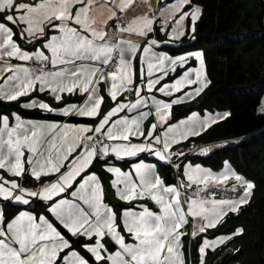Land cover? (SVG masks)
<instances>
[{
  "label": "snow or ice",
  "instance_id": "obj_1",
  "mask_svg": "<svg viewBox=\"0 0 264 264\" xmlns=\"http://www.w3.org/2000/svg\"><path fill=\"white\" fill-rule=\"evenodd\" d=\"M133 3L134 0H103L99 4L97 0H0V100L12 102L38 92L60 102L65 93L73 95L78 91L86 95L82 103L53 106L37 95L22 102L21 107L70 118H97L104 101L99 85L104 82L114 105L95 125L25 119L17 112L11 113L14 119L10 121L9 114L0 113V198L14 207L17 203L27 206L8 216L0 206V264H57L58 260L60 264H90L58 225L72 237L95 238L90 243L81 242L95 264H185L182 237L186 233L181 229L189 216L193 223L191 236L195 238L214 228L228 211L238 212L241 205L248 203L254 183L227 160L219 172L189 161L183 165L187 183L181 179L177 185L166 184L156 165L144 159H138L127 170L105 162V170L114 174L111 184L120 200L150 199L159 211L140 204L139 211L121 208L118 212L105 203L103 182L95 171H88L97 158L112 155L124 160L148 153L172 163L173 157L185 156V150H173L174 145L199 136L230 115L227 111L208 112L201 117L193 111L169 123L173 106L199 95L210 81L201 51L172 55L157 49L185 35L186 17H191L194 32L201 9L193 5L184 10L191 0H175L159 9L163 17L160 31L169 37L161 41L149 37L156 31L151 4L147 8L153 15L142 12L129 18ZM111 20H115L112 25ZM46 25L52 29L50 34L45 32ZM38 37L43 39L32 51L19 42L23 39L33 44ZM192 58L199 61V67L185 68ZM124 92L134 93L135 99L118 101ZM125 110L136 114L121 115ZM153 111L155 120L145 132L144 121ZM259 111L264 113V104ZM196 149L193 144L192 150ZM211 149L210 145L198 148L205 154ZM5 173L16 178L9 179ZM49 176L54 178L48 180ZM42 179L45 182L41 184ZM229 180L234 181V198L216 199L214 191L208 194L210 185H227ZM25 181H35L39 187H29ZM73 185L72 199L61 197ZM193 185L197 190L189 194L186 190ZM57 197L60 198L54 200ZM33 200L37 201L34 206ZM40 202H51L48 211L56 223L38 211ZM242 232L243 228L238 227L233 235ZM125 233L133 242L126 240ZM105 237L113 241L115 251L104 244ZM228 239V235L212 240L204 235L198 246L199 264H204L206 249H214ZM65 249L68 251L61 257Z\"/></svg>",
  "mask_w": 264,
  "mask_h": 264
},
{
  "label": "trees",
  "instance_id": "obj_2",
  "mask_svg": "<svg viewBox=\"0 0 264 264\" xmlns=\"http://www.w3.org/2000/svg\"><path fill=\"white\" fill-rule=\"evenodd\" d=\"M191 2L201 6L202 16L195 24L196 40L190 46H210L205 53L210 83L197 102L176 105L173 116L177 119L204 107L230 109L229 119L219 123L200 145L227 139L234 140L233 143L197 157L214 167L221 165L222 158H230L240 172L255 181L250 203L224 223H229L233 230L243 228L238 237L239 247L225 263L264 264V113L259 111L264 95V0H258L254 11H249L240 0ZM180 71L177 69V73ZM3 108L0 113L19 107L3 105ZM19 111L30 119L55 118L36 111ZM58 118L74 123L93 121L83 117ZM165 167L168 181H172V168L170 165ZM21 207L8 203L4 207L5 215L15 213ZM58 227L66 237L72 238L70 233ZM84 254L91 260L88 253Z\"/></svg>",
  "mask_w": 264,
  "mask_h": 264
},
{
  "label": "rangeland",
  "instance_id": "obj_3",
  "mask_svg": "<svg viewBox=\"0 0 264 264\" xmlns=\"http://www.w3.org/2000/svg\"><path fill=\"white\" fill-rule=\"evenodd\" d=\"M240 1H242L245 4V7L249 11H254L256 9L257 3H258V0H240ZM174 2H175V0H146V2H145V0H134V3H133L132 6H134L136 4L137 5L138 4L139 5L141 4L140 14L142 12H147L148 15H150V16L153 15V12L152 11H148L147 4H151L152 9L155 12L154 28L156 29V31H154L152 33H149V37L155 36L158 40H161V41H167L169 39V37L166 35L165 32L160 31V24H161V21L163 20V17L159 14V9L164 8L165 5L171 4V3H174ZM193 5H196V4H194V3L191 2L190 5H186L185 6L184 10H186V11L187 10H190V8ZM197 6H199V5H197ZM199 7L201 9V12H200V15H199L198 19L196 20V22H198L200 20L201 16H202V8H201V6H199ZM196 22H195V24H196ZM114 23H115V20L109 21V24L110 25H112ZM185 24H186V31H185V35L183 37H181L179 40H173L170 43H164V44L160 45V47L157 50H159V51H167V52H169L172 55L182 54L184 52L201 51L203 53V58H204V65H205L206 77H207V80H209V78H208V72H207V63H206L205 53H206V50H209L210 49V46H208V45H206V46L205 45L204 46H197V47L190 46V44H193V42L196 40L195 33L193 31H191V26L192 25H191V17L190 16L189 17H186ZM171 26H172V23L169 22V25H168V30L169 31L171 29ZM46 29H47V26L45 27V31H47ZM14 31H16L15 28H14ZM146 42H147L146 40L143 41V43H146ZM189 66L199 67V61H197L195 58H192L191 60H189L188 65H185V68L186 67H189ZM137 75L138 76H136V82L139 83V79H140V77H139V54L137 56ZM166 79H170V78H166ZM206 88L199 95L195 96L194 98L188 99V100H186L183 103H180L178 105H181V104H186V105L188 104V105H190L192 103L197 102L201 98V96L203 95V93L205 92ZM128 94L130 96H128ZM155 94H157L158 96H160V98H166V97H163L159 93H155ZM175 95H179V93H177ZM121 96L123 97L121 99V101H126L128 99H131V100L132 99H135L134 93L133 94H130L128 92H124V93L121 94ZM103 103L106 106V100H105V98H104ZM262 104H264V95H263V98H262ZM175 106L176 105H174L173 108ZM193 111L199 113V115L201 117L205 116L208 112H211V113L215 114L217 112L223 113V112L227 111L231 115L230 109H228V108L218 109V108H215V107H213V108L204 107L202 109L192 110V111L186 113L185 115H182L181 117H179L177 119H174V116H172V118L169 120V123H175V122H177L180 119H184L187 116L191 115V113ZM135 114L136 113L134 112V115ZM230 115L227 116L226 118L222 119V120L217 121L215 124L211 125L206 131H204L203 133H201L199 136L189 137L187 140L182 141L180 144L173 146V150H175L177 148H183V149H185V156L184 157H178V159H174V157H173V162L166 164V165H170L171 168H172L171 169L172 170V181H168V174H167V170H166L165 165H161L160 163H158L159 162V159L157 160V162H155V165L157 167V171H158L159 175L164 179V181H165L166 184H177V185H179V181L181 179H184L185 183H187L186 178H184V176H183V165L185 163L189 162V161L192 164H194V165L195 164H200L203 167L211 168L214 172H219V171H221L223 169V162L225 160H227V161H229V163L232 165V167L238 173L242 174L243 176H245L246 179H248V180H250V181H252L254 183V188L252 190V195H253L254 189H255V186H256L255 181L252 180L251 178L247 177L243 172H240V170L233 164V162L231 161L230 158H227V157L226 158H222L221 159V165L219 167H214L212 163H210L208 161H204L202 158L197 157V156L203 155V154H200L201 152H199V150H198V148L201 146L200 143L203 140H205V137H207L208 135H210V134H212L214 132V129L216 128V126L219 123L228 120L229 117H230ZM154 120H155V114H154V111H153V115L149 116L144 121L143 127L145 129V132H147L149 126L154 122ZM93 125H95V124H93ZM233 141L234 140L227 139V140H223V141L216 142V143L215 142H212V143H209V144H210V146H212V149H218V148H220L222 146H225V145H227L229 143H233ZM193 144H195L196 146L198 145L196 150H192L191 149V147L193 146ZM204 145H206V144H204ZM141 154H143V153H141ZM145 154L148 155V156H150V157L153 156V155L148 154V153H145ZM110 156L108 158H110ZM108 158L100 159L103 163L97 164V166L100 167L101 169H103V171L106 172L107 175H111L112 176L113 174L112 173H108L105 170V162L108 163V164H111V165L119 166L123 170H125V167L120 166V164L114 163V160L113 159L107 160ZM116 161L118 162L119 160L117 159ZM148 162H149V160H148ZM160 162L163 163L164 161L163 162L160 161ZM176 164H180L181 167L179 169H177V167L175 166ZM129 165H131V164H129ZM129 167L130 166H128V168ZM128 168H126V169H128ZM100 173H101L102 177H105L106 178L105 174H102L103 173L102 171ZM101 175L99 177H100V179H101V181L103 182V185H104V199H105V203L113 206L118 212L123 207L124 208L130 207L127 204H124V203H121V202H117V194H116V191H115L114 187L111 184V180L108 183V185L105 186V184H104L105 182L102 179ZM53 178H54V176L47 177L48 180H51ZM44 182H45L44 180H41L40 181L41 184L44 183ZM25 183L29 187H39V184H37L35 181H32V182L25 181ZM232 183H234V181L229 180V182H228L227 185H221L219 187L210 185V188L207 191H208L209 194H211L212 191H218V190H220V194H217L215 192V198L216 199L234 198L235 195H236V193H233L231 191V185H232ZM75 187H76V185H73V187L69 189V192H70L69 197L70 198H72L71 192L75 189ZM196 190H197L196 189V186L193 185V187L191 189H187L186 191L189 194H191V193L195 192ZM183 191H185V190L182 189V192ZM252 195H251V197H250V199H249V201H248L247 204L250 203L251 198H252ZM110 200L113 203H110ZM183 200H184V197L182 195V201ZM147 201H150V200L147 199L146 202ZM36 203H37V201H35V203H33V206ZM247 204L241 205L239 207L238 212H240V210L245 205H247ZM11 205L13 206V204H11ZM19 206L20 205L17 203V206H15V207H19ZM186 206L187 205H186V202H185V207ZM29 210H31V208H29ZM38 211L41 212V213H43L44 215H47L48 216V213L46 212V208H41L40 207L38 209ZM238 212L228 211L227 214L223 217V219L214 228H209L206 233H201V234H199L195 238H192V236H191V232H192V228H193V223H192V218L189 216L188 223L186 225H184V227L181 229L182 231H184L186 233V235L184 237H182L185 264H199V261H200V253L198 251V246H199V244H201L203 242V236L204 235H207L210 240L215 239L217 236H220V235H228V236H230V239H228V240H226V241L218 244L214 249L211 248V247H209L208 249H206L205 255H204V264H236L235 262H231V261L225 263V261L226 260H229L228 259L229 256L231 254H233V252H235L236 249L239 247L240 240L238 239V237L241 235V233L233 235V233H235V231H236L237 228L235 230H233V229L230 228V224L229 223H227L226 225H224V223L226 221H228L234 215L238 214ZM49 219L52 220V218H50V217H49ZM52 221H54L56 223L55 220H52ZM125 235H126V240L128 242H133L132 241V238L130 236H128L126 233H125ZM94 239L95 238L93 237L91 240H89L88 238H86L84 236L73 237V239L71 240V244H72V247L73 248H76L78 251L81 252V254L85 255L84 252H87V250L83 248L81 242L90 243V242H93ZM103 242L108 247V249L110 251H115V247L113 246V241L111 239H109L108 237H105L104 240H103ZM67 251H68V249H65L63 252H61V257ZM89 254L91 255V253H89ZM92 258H93V261L92 260H89L90 261V264H95L94 257H92ZM57 264H60L59 260L57 261Z\"/></svg>",
  "mask_w": 264,
  "mask_h": 264
},
{
  "label": "crops",
  "instance_id": "obj_4",
  "mask_svg": "<svg viewBox=\"0 0 264 264\" xmlns=\"http://www.w3.org/2000/svg\"><path fill=\"white\" fill-rule=\"evenodd\" d=\"M23 1L24 2H32V3H35L36 2V0H23ZM97 3L98 4L99 3H103V0H97ZM140 9H141V4L140 5L139 4L138 5L136 4L134 6H131L130 9L128 10V12H129V18H131L132 15L140 14ZM2 15L3 14L0 13V16H2ZM118 15H119V13H118ZM46 30H47V31H45L46 34H50L52 32V29L49 28V27H47ZM16 31H18V29H16ZM42 39H43L42 37H38L37 40L33 42V44H29V43H27L26 40H23V39L19 40V42L21 43V46L22 47L26 48V50L32 51V50H34V45L35 46H40V40H42ZM12 62L13 63H17L18 61L13 60ZM136 76H138V75L136 74ZM0 83H2V81H0ZM106 88H107V85L104 82H101L100 85H99V89H100V93H102V95H104V98L106 100V106H105L104 103H102L101 110H100V116L99 117H97V118H87V119L93 120L91 122V124L98 123L99 118H101L111 107L114 106L113 105V101L110 99V97L108 96V94L106 92ZM37 95H39L42 99L46 100L50 104H53V106H63L65 102L82 103L86 99V95H83V94H81V93H79L77 91L73 95H69V94L65 93L64 94V97H63V100L60 101V102H56V101H54V99L50 95L43 94V93H38V92H33L30 96L20 97L18 100L12 101V102H6V101L0 100V110H3L4 109L3 108V105H14V106H18L19 107L17 109L13 108V110H11L10 112L7 113L10 116V121L14 119L11 116V113H13V112L19 113L25 119H30V118H27V117L23 116L21 114V112L19 111L20 109L27 110V111H36V112H39V113H42V114H45V115H51V116L55 117V118H51V119H35V120H58V121H61V122L67 121L66 119L65 120L59 119L58 117L69 118V117L63 116L62 114H59V113L44 112V111H42L39 108H31V109H28V108H22L21 107V103L22 102L27 101V100L31 99L33 96H37ZM128 96H130V95L128 94ZM122 98L123 97L120 95L118 97V101H121ZM128 100H131V99H128ZM132 100H134V99H132ZM124 114L134 115V112L129 113L127 110H125L124 112L121 113V115H124ZM172 116H173V109H172ZM172 116H171V118H172ZM206 145L209 146L210 144H206ZM206 145H202V146H206ZM213 150H215V149H211V151H213ZM26 155H27V153H26ZM109 159H113L114 160V163L120 164V166L125 167V170H127L126 168H128V166H130L129 164H132V163L137 162L138 159H144L145 162H148V160H149L148 163L155 164V162H157V160L159 158L158 157H155V156L150 157V156L146 155L145 153H143V154H140L138 158H125L124 160H119L117 158L119 160L118 162L116 161L117 159L114 156H112V155L107 160H109ZM99 163H103V162L100 160V158H97V160H95L93 162V164L90 166L89 171H95L98 174V176L101 175L100 172L102 171L103 172L102 174H105L106 178L105 177H102V175H101V177H102V179L105 182L104 183L105 186H107L108 183L110 182V180L112 181L114 179V174L112 176L111 175H107V173L104 172L103 169H101L100 167L97 166V164H99ZM158 163H160L161 165L162 164L163 165L168 164V163H165V162L161 163L160 160H159ZM156 169H157V167H156ZM5 175H7L9 179L16 178V177H12L11 175H9L7 173H5ZM69 195H70V192H69V189H68L65 193H62L61 194V197H67L68 199H72V198L69 197ZM58 198H60V197L54 198V200L55 199H58ZM146 200L147 199L133 200L131 202H125V201L120 200L117 197V202H121V203H124V204H127L128 206H130V207H127V208H134L135 210L139 211L140 209H139L138 205H140V204H147L148 207L151 208L152 210L159 211L158 206L152 200L149 199L150 201H147V202H146ZM35 201L36 200H33V203H35ZM77 202H79V201H77ZM49 203H51V202H40V207L41 208H46V212L48 213V216L50 215L49 217L52 218V220H55L54 216H52V214L48 211V204ZM110 203H113V202L110 200ZM7 204H8V202H5L2 198H0V206H3V208H4ZM20 206H22V205H20ZM23 207H27V206H23ZM4 211H5V208H4ZM72 239H73V237L70 240H72ZM84 253H87V252H84ZM91 260L93 261L92 256H91Z\"/></svg>",
  "mask_w": 264,
  "mask_h": 264
},
{
  "label": "built area",
  "instance_id": "obj_5",
  "mask_svg": "<svg viewBox=\"0 0 264 264\" xmlns=\"http://www.w3.org/2000/svg\"><path fill=\"white\" fill-rule=\"evenodd\" d=\"M200 154H205V153H200ZM214 192H216L217 194H220V190H218V191H214ZM209 194V193H208ZM210 195V194H209Z\"/></svg>",
  "mask_w": 264,
  "mask_h": 264
},
{
  "label": "water",
  "instance_id": "obj_6",
  "mask_svg": "<svg viewBox=\"0 0 264 264\" xmlns=\"http://www.w3.org/2000/svg\"><path fill=\"white\" fill-rule=\"evenodd\" d=\"M183 149V148H182ZM191 149H192V147H191ZM185 150V149H184Z\"/></svg>",
  "mask_w": 264,
  "mask_h": 264
}]
</instances>
